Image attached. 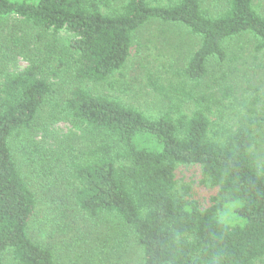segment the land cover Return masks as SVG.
Listing matches in <instances>:
<instances>
[{
  "label": "trees",
  "instance_id": "trees-1",
  "mask_svg": "<svg viewBox=\"0 0 264 264\" xmlns=\"http://www.w3.org/2000/svg\"><path fill=\"white\" fill-rule=\"evenodd\" d=\"M11 14L74 36L77 84L64 106L98 139L72 164L74 199L82 211L114 214L128 224L141 264H264V169L253 152L251 121L216 124L211 95L183 91L193 103L190 113L171 104L150 115L82 83L106 82L120 71L134 36L151 21L181 23L199 38L181 70L192 82L205 77L209 58H225V40L244 33L261 53L264 71V16L253 0H226L214 15L201 0H125L119 6L112 0H0V18ZM52 91L37 66L0 84V264L6 254L13 264H55L53 253L29 236L37 200L9 144ZM179 164L200 165L220 200L201 208L187 189L180 191L174 178ZM225 207L232 220L224 218Z\"/></svg>",
  "mask_w": 264,
  "mask_h": 264
},
{
  "label": "rangeland",
  "instance_id": "rangeland-1",
  "mask_svg": "<svg viewBox=\"0 0 264 264\" xmlns=\"http://www.w3.org/2000/svg\"><path fill=\"white\" fill-rule=\"evenodd\" d=\"M125 0H112L114 6ZM214 15L226 0H201ZM264 16V0H253ZM74 36L66 29H43L17 15L0 18V84L4 77L37 66L52 85V96L40 106L34 121L10 138V147L26 183L36 196L29 222L30 238L46 246L55 264H141V254L131 227L118 216H89L75 202L76 182L71 176L79 151L98 139L66 112L64 101L74 79ZM199 38L181 23L151 21L133 38L124 67L106 82L84 81L94 94L116 98L144 113L158 115L171 104L186 113L192 102L183 91L213 96L210 106L216 124L234 126L251 121L253 152L264 169V71L263 59L251 35L244 33L223 42L226 56L206 61V75L192 82L181 73L187 58L198 48ZM176 187L187 189L188 198L201 208L220 200L218 187L205 180L198 164H179L174 171ZM229 207L223 216L232 220ZM3 264H13L9 254ZM255 264H262L256 262Z\"/></svg>",
  "mask_w": 264,
  "mask_h": 264
}]
</instances>
